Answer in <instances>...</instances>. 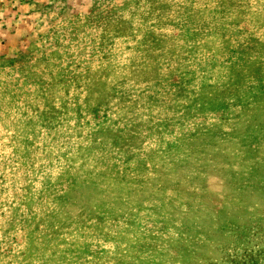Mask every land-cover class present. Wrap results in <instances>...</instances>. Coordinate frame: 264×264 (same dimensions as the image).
<instances>
[{"label":"rangeland","instance_id":"374dc122","mask_svg":"<svg viewBox=\"0 0 264 264\" xmlns=\"http://www.w3.org/2000/svg\"><path fill=\"white\" fill-rule=\"evenodd\" d=\"M0 264H264V0H0Z\"/></svg>","mask_w":264,"mask_h":264}]
</instances>
